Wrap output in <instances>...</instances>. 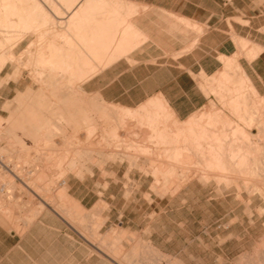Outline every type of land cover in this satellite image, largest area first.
<instances>
[{"label":"rangeland","instance_id":"1","mask_svg":"<svg viewBox=\"0 0 264 264\" xmlns=\"http://www.w3.org/2000/svg\"><path fill=\"white\" fill-rule=\"evenodd\" d=\"M127 1L139 5L132 11L133 16L129 20L139 28V24L143 27L147 24L154 41L165 50L163 55L169 60L168 77L171 84L181 88L184 84H190L191 87L196 83L202 93H194L195 103H203L201 108L186 118H181L177 113L181 122L185 123L193 114L200 115L215 106L221 109L218 94L212 92L211 88L219 86L217 78L223 72L237 74L239 66L251 75L258 91L257 98L263 101L264 54L260 61L261 75L255 76L252 65H255L258 58L255 59V55L260 56L264 52V46L255 44L251 37L234 34L232 39L235 51L232 45H221L225 50L232 51V54H220V62L210 60L209 55L203 53L201 58L198 54L195 57L186 54L192 52L199 38L207 32L208 24H264V0ZM175 14L189 18L191 24L180 21ZM192 15H196L197 20ZM125 28L126 24H120L119 33ZM261 32L259 39L264 41V27ZM147 39L148 35L144 32L135 40L137 42L133 49L119 56L118 61L126 58L130 64H134L130 53ZM224 40V37L212 38L210 45L216 46ZM25 45L24 42L23 48L19 49L20 53ZM257 46L263 48L260 50ZM181 56L180 60L185 61L186 67L191 66L194 71L172 66ZM22 57L26 61V54ZM199 60L209 66V75L199 70ZM99 62L102 61L91 59L90 64L96 65ZM16 68V64L8 65L0 74V157L3 161L5 158L13 170H8L0 161V217L4 220L0 224V264H64L62 256L69 254L78 256L73 264H110L109 256L105 253L115 259L119 258V262L124 264H264L263 198L255 196L248 202L245 194V201L241 202L235 192L216 193L209 185L202 183L184 189L175 197L168 195L163 198L152 191L151 186L156 177L150 160L143 158L139 163H132L121 159L113 161L99 155L98 150L111 148L130 149L134 152L139 144H146L152 149L151 152L159 153L156 148L157 138L141 133V128L147 124H136L139 114L135 115V121L129 115V121L136 122L130 135L121 129L115 136L112 130L118 127V118L125 115L122 109L138 111L143 103L163 94H154L142 103L131 106L109 101L96 91L94 85L104 70L86 83L82 94L93 110L92 118L88 120L98 123L94 133L88 134L89 121L76 109L78 114L75 119L79 120L68 124L65 135L49 134L54 133V126L57 125L50 118L55 119L57 116L47 114L42 120L44 125L40 127V132H31L32 136L24 134L22 129L15 132L8 129L12 116L19 117V121L29 126L28 106L33 108L32 101L36 94L28 92L31 82L29 73L34 71L33 66H22L23 75L19 77L12 74ZM9 73L11 78L4 81ZM238 86L243 91L247 88L243 82L240 85L238 83ZM45 95L46 100L49 99L48 93ZM225 112L229 114L230 111L227 109ZM162 115L161 118H164ZM45 121L49 125L46 126ZM75 124L77 129L74 128ZM43 126L47 131H44ZM73 159L77 163L71 169ZM79 170L83 171L81 176L77 175ZM163 176L161 174L159 178ZM262 181L259 177L248 183L264 185ZM24 182L42 194L49 204ZM69 198L75 199L79 205L74 219L84 236L73 230L55 212L62 213L69 209L72 204ZM42 208L44 213L36 217L34 213ZM45 212H49L46 217ZM60 230L72 231L73 245L70 250L65 246V238Z\"/></svg>","mask_w":264,"mask_h":264},{"label":"bare ground","instance_id":"2","mask_svg":"<svg viewBox=\"0 0 264 264\" xmlns=\"http://www.w3.org/2000/svg\"><path fill=\"white\" fill-rule=\"evenodd\" d=\"M138 6L137 3L127 0H0V74L8 65L16 64L17 70L12 74L19 77L23 75L22 66H33L34 71L29 73L31 82L28 92L36 93L33 94V108L28 106L29 126H25L24 121H19V117L12 116L8 129L12 132L22 129L27 135L36 130L40 132V127L44 125L42 120L49 114L57 116V120L50 118L57 125H53L54 133L49 134L62 136L67 133L68 124L79 120L75 119L78 114L76 109L86 120L92 118L93 110L85 102V95H82L85 84L101 70L116 62L119 56L128 54L137 42L135 40L144 34L129 20L133 16L132 11ZM175 16L180 21L191 24L188 19L176 14ZM120 24H126L122 33H119ZM24 42L25 49L20 53L19 49ZM24 54L26 61L22 57ZM257 57L259 54L254 58ZM91 59L102 61L103 64L99 62L91 65ZM237 72L233 75L223 72L217 78L219 86L211 88L212 92L218 94L223 109L212 107L200 115L193 114L185 123L181 122L165 97H156L143 103L138 110L141 114L137 109L123 107L125 115L118 118L119 125L113 128V135L119 134L121 129L130 135L136 122L129 121V118L133 116L135 121V115L139 114L136 124H147L141 128L143 132L140 131L144 135L157 138L158 145L155 144L159 153L151 152L152 149L146 144H139L134 152L129 151L130 149L123 151L120 148H111L98 150L99 155L113 161L121 159L123 162L129 160L132 163H139L143 158L150 160L156 177L151 186L152 191L163 198L168 195L175 197L184 189L202 183L209 185L216 193L235 192L236 198L241 202L245 201V194L248 202L255 196L264 200V185L248 183L249 180L255 181L259 177L264 181V99L260 101L257 98V88L247 70L239 66ZM10 76L12 75L9 73L4 81L9 80ZM242 82L247 87L244 91L238 86ZM45 93H48L47 100ZM120 108L122 107L118 109ZM227 109L229 114L225 112ZM162 113L164 118H161ZM88 121V134L94 133L98 123ZM105 122L108 123L106 119ZM44 128L45 131L46 127ZM0 161L4 167L13 171L5 158L3 161L0 157ZM76 163L73 159L71 169H74ZM82 172L77 175L81 176ZM161 174L164 175L163 178H159ZM24 184L34 191L28 183ZM34 192L49 204L42 194ZM69 201L72 203L69 209L62 213L55 212L73 230L82 234L83 231L76 226L74 219L79 205L75 199L69 198ZM43 212L44 208L34 214L37 217ZM3 222L0 217V224ZM105 254L109 256L110 264H124L119 262V258Z\"/></svg>","mask_w":264,"mask_h":264},{"label":"crops","instance_id":"3","mask_svg":"<svg viewBox=\"0 0 264 264\" xmlns=\"http://www.w3.org/2000/svg\"><path fill=\"white\" fill-rule=\"evenodd\" d=\"M184 18L191 21L187 17ZM192 18L197 20L196 15H192ZM139 25L140 28L148 35V39L145 40L140 47L136 48L130 53V57L134 59L135 63L130 64L126 58H122L119 61L117 60V63L114 62L111 64L112 66H108L109 68L106 67L101 70L95 76L97 77L102 71L105 70L98 77L97 83L94 84L96 86V91H99L103 98L109 101L125 104L128 106L140 104L143 102V100L153 96L154 94L161 93L169 99L171 103L169 104L171 107L176 109L175 110L173 108L176 115L179 113L181 118H186L197 109L201 108L203 105V103H195L194 101V93L197 92L201 95L202 93L197 88L196 83L192 84L191 87L190 84H184V87L181 86V88L174 87V85L171 84L168 77L169 60L165 59V55H163L165 50L159 47L158 43L154 41L153 33L149 32L147 24H144L145 27H143L142 24ZM262 27H264V24H208L209 29L207 32L199 38V41L193 48L192 52L186 55L193 54V57H195L198 54L200 57L203 53L204 55H209L210 60L214 59L215 61L220 62L218 58L220 54H232V51L225 50L224 48L220 47L221 45H232L234 48L233 50L235 51V43L232 39L234 34L241 37H251L255 44L264 46V41L259 39V37L262 35ZM216 37H224L225 40L219 41L216 46H211L210 42L212 38ZM263 54L264 52L261 53V55L255 60V65H252V67L255 69L254 71L256 73L254 74L256 77L261 75L260 61ZM183 56L175 60L172 66L177 68L182 66L183 70L188 68L194 71L193 67H186L185 61L180 60ZM153 60L155 61L153 62ZM199 65V70H203V72L208 75L210 74L209 66L202 64L201 60H199ZM182 73L184 75V72ZM179 93L181 95H179ZM164 96L158 97L164 98ZM167 98H165V100ZM44 215L45 217L48 216L49 212H45ZM60 232L63 233V237L65 238V246H68L70 250L73 245L72 231L64 230L63 232V230H60ZM56 259H59V257L56 256ZM77 259L78 256H74L72 254L62 256V260H65L64 264H73Z\"/></svg>","mask_w":264,"mask_h":264}]
</instances>
